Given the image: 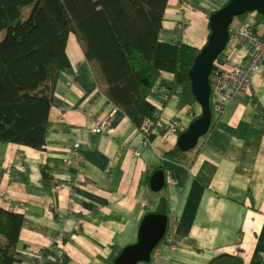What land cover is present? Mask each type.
Masks as SVG:
<instances>
[{
    "label": "crops",
    "instance_id": "obj_1",
    "mask_svg": "<svg viewBox=\"0 0 264 264\" xmlns=\"http://www.w3.org/2000/svg\"><path fill=\"white\" fill-rule=\"evenodd\" d=\"M217 2L196 1L181 14V0H169L160 40L203 48ZM182 18L184 37L177 28ZM246 21L264 35V17L257 13L237 18L231 34ZM249 50L231 36L219 61L244 64ZM68 55L71 65L55 87L45 149L0 144V207L24 216L15 264H114L137 242L143 218L157 213L162 201L169 224L176 223L179 250L167 252L160 264H210L223 254L264 264V63L247 96L221 113L213 108L210 131L196 148L173 152L177 140L169 133L170 122L180 121L182 133L202 107L187 101L172 74L160 80L172 85L168 98L159 89L150 95L159 125L147 143L100 90L74 36ZM107 119L112 134L94 133ZM75 141L81 171L71 160ZM157 170L166 179L158 193L150 185Z\"/></svg>",
    "mask_w": 264,
    "mask_h": 264
},
{
    "label": "trees",
    "instance_id": "obj_2",
    "mask_svg": "<svg viewBox=\"0 0 264 264\" xmlns=\"http://www.w3.org/2000/svg\"><path fill=\"white\" fill-rule=\"evenodd\" d=\"M228 1L217 2L218 8ZM168 3L0 0V34L4 33L0 40V144L45 149L55 87L71 65L68 43L72 36L84 51L100 90L138 127L147 118L159 123L150 95L164 86L169 97L172 85L160 83L164 73L183 86L188 102L196 100L189 71L201 49L160 40ZM178 151L176 146L173 152ZM157 213L167 214L164 201ZM23 224L22 214L0 207V264L19 260L17 244ZM210 264L245 263L238 256L223 254Z\"/></svg>",
    "mask_w": 264,
    "mask_h": 264
},
{
    "label": "water",
    "instance_id": "obj_3",
    "mask_svg": "<svg viewBox=\"0 0 264 264\" xmlns=\"http://www.w3.org/2000/svg\"><path fill=\"white\" fill-rule=\"evenodd\" d=\"M253 12L264 16V0H229L210 15V35L189 71L192 94L201 105L202 113L178 136L177 148L180 151L196 148L200 139L210 131L213 119L210 78L215 62L228 45L230 29L235 19ZM165 182V172L155 171L150 182L152 191H161ZM168 222L169 218L165 214H147L140 224L137 242L126 246L114 264L150 263L154 249L167 231Z\"/></svg>",
    "mask_w": 264,
    "mask_h": 264
},
{
    "label": "built area",
    "instance_id": "obj_4",
    "mask_svg": "<svg viewBox=\"0 0 264 264\" xmlns=\"http://www.w3.org/2000/svg\"><path fill=\"white\" fill-rule=\"evenodd\" d=\"M196 1L206 0H181L180 11L184 14L187 8H190ZM213 6L216 5L215 0H208ZM225 2V1H224ZM219 9V8H217ZM216 9V10H217ZM256 13V12H255ZM185 20H182L177 24L179 30H183ZM230 36L236 38L240 43L248 44L250 50L248 52L247 61L244 64H231L225 65L218 59L215 62L214 69L211 74V86H212V103L215 110L223 112L227 106L231 103L239 101L247 96L255 76L261 71L264 63V35L260 34L257 27L253 22L246 21L242 25L236 27ZM159 90L166 92L164 86H160ZM215 100V102L213 101ZM156 118L159 117V113H156ZM159 119V118H158ZM159 123L153 118H147L140 128L144 135L146 142H150V138L156 132ZM180 121L170 122V135L174 139H178L180 133ZM94 133L97 134H112L113 124L110 119L98 122L93 128ZM80 144L75 141L71 148V160L75 164V169L81 171L82 158L79 152ZM13 208H11L12 210ZM175 226L173 222L164 240L154 249L152 253V261L155 264H160L164 258V254L167 250L175 251L178 249V243L174 239Z\"/></svg>",
    "mask_w": 264,
    "mask_h": 264
},
{
    "label": "rangeland",
    "instance_id": "obj_5",
    "mask_svg": "<svg viewBox=\"0 0 264 264\" xmlns=\"http://www.w3.org/2000/svg\"><path fill=\"white\" fill-rule=\"evenodd\" d=\"M183 27H184L183 30H181V31H180V34H179L180 37H184L185 29H186L187 26L184 25ZM3 37H4V33H1V34H0V40H1ZM113 130H114V129H113ZM139 130H140V128H139ZM140 131H141V130H140ZM141 133H142V132H141ZM143 136H144V135H143ZM147 143H149V142H147ZM82 164H83V162H82ZM173 225L175 226V229H176V223H175L174 221H173ZM63 237H64V236H63ZM176 238H177V235H176V233H175V234H174V239L176 240ZM178 250H179V249H176L175 251H171V250H167V251L170 252V253H176ZM166 253H167V252H166ZM166 253H165V254H166ZM165 254H164V255H165ZM40 259H41V258H40Z\"/></svg>",
    "mask_w": 264,
    "mask_h": 264
},
{
    "label": "flooded vegetation",
    "instance_id": "obj_6",
    "mask_svg": "<svg viewBox=\"0 0 264 264\" xmlns=\"http://www.w3.org/2000/svg\"><path fill=\"white\" fill-rule=\"evenodd\" d=\"M147 206H148V204H147L146 202H143V203H142V207H143V208H146ZM151 213H153V212H151ZM171 223H172V222H171ZM171 223L169 224V222H168L167 231H166L165 235L163 236L162 240L165 239V237H166V235H167V233H168V231H169V229H170V227H171ZM162 240H161V241H162ZM161 241H160V242H161ZM160 242H159V244H160ZM159 244H158V245H159ZM130 245H131V244H130ZM158 245H157V246H158ZM157 246H156V247H157ZM118 256H119V255H118ZM118 256H117V257H118ZM117 257H116V258H117ZM151 258H152V257H151Z\"/></svg>",
    "mask_w": 264,
    "mask_h": 264
},
{
    "label": "clouds",
    "instance_id": "obj_7",
    "mask_svg": "<svg viewBox=\"0 0 264 264\" xmlns=\"http://www.w3.org/2000/svg\"><path fill=\"white\" fill-rule=\"evenodd\" d=\"M152 260V259H151ZM146 264H149V263H146Z\"/></svg>",
    "mask_w": 264,
    "mask_h": 264
}]
</instances>
